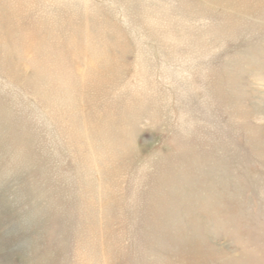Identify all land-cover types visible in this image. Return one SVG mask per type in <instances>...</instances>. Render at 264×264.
I'll use <instances>...</instances> for the list:
<instances>
[{
	"label": "rangeland",
	"instance_id": "obj_1",
	"mask_svg": "<svg viewBox=\"0 0 264 264\" xmlns=\"http://www.w3.org/2000/svg\"><path fill=\"white\" fill-rule=\"evenodd\" d=\"M0 19V264H264V0Z\"/></svg>",
	"mask_w": 264,
	"mask_h": 264
},
{
	"label": "bare ground",
	"instance_id": "obj_2",
	"mask_svg": "<svg viewBox=\"0 0 264 264\" xmlns=\"http://www.w3.org/2000/svg\"><path fill=\"white\" fill-rule=\"evenodd\" d=\"M240 4V3H239ZM235 5V4H234ZM236 7V6H235ZM239 7V6H238ZM1 20V19H0ZM1 23V22H0ZM7 29V28H6Z\"/></svg>",
	"mask_w": 264,
	"mask_h": 264
}]
</instances>
